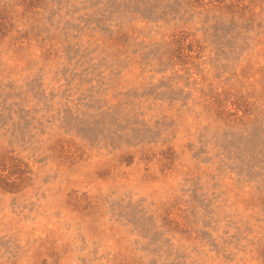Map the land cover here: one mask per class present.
Listing matches in <instances>:
<instances>
[{"label": "rangeland", "instance_id": "rangeland-1", "mask_svg": "<svg viewBox=\"0 0 264 264\" xmlns=\"http://www.w3.org/2000/svg\"><path fill=\"white\" fill-rule=\"evenodd\" d=\"M0 264H264V0H0Z\"/></svg>", "mask_w": 264, "mask_h": 264}]
</instances>
